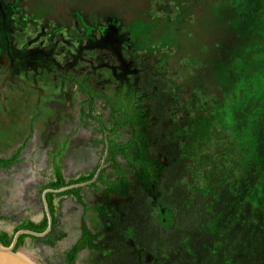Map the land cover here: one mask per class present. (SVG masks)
Instances as JSON below:
<instances>
[{
	"label": "rangeland",
	"instance_id": "obj_1",
	"mask_svg": "<svg viewBox=\"0 0 264 264\" xmlns=\"http://www.w3.org/2000/svg\"><path fill=\"white\" fill-rule=\"evenodd\" d=\"M165 54L179 87V98L168 96L179 110L160 120L151 116L148 131L149 153L164 165L160 184L169 189L187 139L179 130L182 103L196 96L202 107L220 96L230 108L262 88L264 0H0V157L31 131L20 160L0 169V229L12 232L22 218L40 219L38 189L50 179L51 155L66 178L103 160L102 134L92 116L110 121V107L95 97L90 110L87 94L67 76L109 94L133 86L149 109L156 81L148 72ZM130 133L124 126L118 139ZM242 144L253 145L247 133ZM106 174L112 176L109 169ZM130 179L125 195L106 194L100 184L82 190L86 205L101 206L105 216L63 197L53 245L45 244L50 237H26L19 250L35 264H64L85 223L96 247L81 249L74 264H161L162 253L144 245L148 214L157 207L168 226L173 213L158 205L160 191L153 196L132 173Z\"/></svg>",
	"mask_w": 264,
	"mask_h": 264
},
{
	"label": "trees",
	"instance_id": "obj_2",
	"mask_svg": "<svg viewBox=\"0 0 264 264\" xmlns=\"http://www.w3.org/2000/svg\"><path fill=\"white\" fill-rule=\"evenodd\" d=\"M168 63V55H161L148 72L156 81L149 109L143 108L142 94L133 86L122 85L109 94L93 89L83 79L67 76L87 94L90 110L94 98H102L110 107L111 120L104 121L99 113L92 116L102 134V152L106 151V165L100 169L97 178L86 186L46 192L52 228L57 224L62 198L69 195L85 211L94 208L105 216L101 206L86 205L82 190L98 189L100 184L106 194L125 195L131 188L132 173L135 182L151 195L160 191L156 199L158 205L168 206L173 213L168 226L159 220L157 207L153 209L155 212L148 214L150 222L145 231L149 237L144 245L146 249L162 253L161 264H264V83L259 93L232 101L230 108L220 96L213 98L210 104L202 101V107L197 104L196 96L182 103L183 124L179 130L183 128L180 133L187 139L179 149V172L166 189L160 184L164 165L149 153L152 142L148 124L151 116L160 120L164 113L179 110L168 96L172 93L174 100L179 98V87L173 80L175 70L167 69ZM124 126H129L131 133L121 141L118 130ZM245 133L253 140V145L248 148L242 144ZM30 137L31 131L9 156L0 157V168H8L20 160L21 150ZM248 154L249 158L246 157ZM118 156L128 163L127 168L122 166ZM55 158L51 155L52 176L40 184L39 192L48 187L59 188L87 181L98 166L66 178ZM107 169L112 176H107ZM46 226L45 214L38 221L22 218L12 232L0 229V244L8 245L17 229L40 232ZM80 228L79 237L66 252V264H74L81 249L96 247L95 235L86 224L82 223ZM26 237L38 238L22 233L15 249ZM47 242L53 243L54 239Z\"/></svg>",
	"mask_w": 264,
	"mask_h": 264
},
{
	"label": "water",
	"instance_id": "obj_3",
	"mask_svg": "<svg viewBox=\"0 0 264 264\" xmlns=\"http://www.w3.org/2000/svg\"><path fill=\"white\" fill-rule=\"evenodd\" d=\"M105 155L106 151L103 153V160L100 163V165L97 166L93 176L91 179L84 181V182H78V183H71L64 185L59 188H46L40 193V200L43 204L44 211L47 217V226L43 231H34L31 229L26 228H20L13 232L12 239L8 245H1L0 244V264H35L28 256H26L23 252L19 250V248L15 249V245L18 239V236L22 233L29 234L35 237H42L45 236L52 226V217L50 214V211L48 209V205L45 199V193L47 191L50 192H60L72 187L77 186H86L90 183H92L98 176L100 169L105 165Z\"/></svg>",
	"mask_w": 264,
	"mask_h": 264
},
{
	"label": "flooded vegetation",
	"instance_id": "obj_4",
	"mask_svg": "<svg viewBox=\"0 0 264 264\" xmlns=\"http://www.w3.org/2000/svg\"><path fill=\"white\" fill-rule=\"evenodd\" d=\"M104 152H105V151H104ZM104 152H103V153H104ZM8 156H9V155H8ZM105 156H106V155H105ZM6 157H7V156H6ZM105 165H106V163H105ZM105 165H104V166H105ZM0 169H1V168H0ZM51 176H52V171H51ZM51 176H50V178H51ZM46 182H47V181H46ZM48 188H49V187H48ZM44 189H46V188H44ZM44 189H42L41 192H42ZM38 192H39V191H38ZM41 192H39V195H40ZM47 192H49V191H47ZM45 194H46V193H45ZM69 196H70V195H69ZM65 197H68V196H65ZM70 197H71V196H70ZM39 198H40V196H39ZM71 198H72V197H71ZM45 199H46V198H45ZM62 199H63V198H62ZM72 199H73V198H72ZM40 202H41V200H40ZM41 203H42V202H41ZM55 203H57V199H55ZM77 203H78V202H77ZM47 205H48V204H47ZM42 207H43V204H42ZM48 209H49V208H48ZM59 210H60V209H59ZM42 212H43V213H42V216H43V215L45 214L44 207H43V211H42ZM45 215H46V214H45ZM42 216L40 217V219L42 218ZM51 217H52V216H51ZM46 218H47V217H46ZM40 219H39V220H40ZM37 221H38V220H37ZM55 226H56V224L53 226V228H52V226H51L52 231H51V229L49 230L50 234H49L48 238H49V237H50V239L52 238V241H53V238H54V237H53V235H54L53 231H54ZM80 231H81V228H80ZM79 235H80V234H79ZM78 237H79V236H78ZM78 237H77V238H78ZM77 238H76V239H77ZM56 240H59V237H56ZM75 241H76V240H75ZM75 241H74V242H75ZM74 242H73V243H74ZM45 244L48 245V246H52V245H53V244L51 245V242H46ZM72 245H73V244H72ZM72 245H71V246H72ZM71 246H70V247H71ZM69 249H70V248H69ZM64 264H66V261H65Z\"/></svg>",
	"mask_w": 264,
	"mask_h": 264
}]
</instances>
